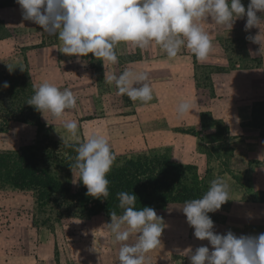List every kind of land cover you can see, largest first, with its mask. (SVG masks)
<instances>
[{
    "label": "crops",
    "instance_id": "1",
    "mask_svg": "<svg viewBox=\"0 0 264 264\" xmlns=\"http://www.w3.org/2000/svg\"><path fill=\"white\" fill-rule=\"evenodd\" d=\"M0 3L3 13L21 12L16 0ZM242 3L247 8L250 0ZM15 18L21 17L9 18L10 22ZM246 20L235 21L232 30L213 24L210 18L204 23L214 45L205 62L183 48L177 58L168 59L156 44L144 50L118 45V63L108 71L119 75L132 68L148 73L153 100L144 105L126 95L123 100L112 99L109 108L105 105V114L83 127L85 139L93 134L107 137L121 162L158 156L191 169L202 195L213 179L223 178L230 186V200L209 216L216 233L231 231L237 236H254L259 226L264 230V200L257 203L256 199L257 187L264 196V57L250 55L249 50L258 52L260 45L244 35ZM250 31L253 37L259 34L254 28ZM185 100L193 104V110L178 118L177 106ZM182 207L168 204L154 209L163 218L165 230L162 244L148 254L150 264H190L187 253L179 255L177 250L195 251L198 239ZM74 219L73 234L82 241L64 244L59 262L119 264L120 245L104 228L111 217L91 216L86 222ZM38 251L31 254V264H51L42 249Z\"/></svg>",
    "mask_w": 264,
    "mask_h": 264
},
{
    "label": "clouds",
    "instance_id": "2",
    "mask_svg": "<svg viewBox=\"0 0 264 264\" xmlns=\"http://www.w3.org/2000/svg\"><path fill=\"white\" fill-rule=\"evenodd\" d=\"M22 20L38 25L44 33L56 36L59 51L69 57H88L102 61L104 68L118 63L117 46L131 45L141 50L159 45L168 59H175L181 49L189 51L198 61L205 62L214 51L212 38L204 23L211 19L215 25L232 30L235 21L247 18L245 31L258 28L259 34L247 39L259 44L258 52L250 55L264 57V0H250L245 8L242 0H16ZM9 72L13 71L7 65ZM104 82L115 85L117 95L127 96L132 102L148 104L153 100V87L146 72L126 68L119 75L105 71ZM5 89L10 85L5 82ZM45 118L51 115L62 121L70 137L79 140V127L75 120L65 119L67 110L74 109L77 98L70 88L61 90L56 84L43 82L34 88L26 101ZM190 101H182L176 109L178 118L193 110ZM63 140V138H62ZM63 143L66 141L63 140ZM76 156L70 166L73 183L82 182L86 195L107 200L109 179L116 162L112 146L102 134H93L78 143ZM79 177L78 182L76 177ZM122 214L111 211V222L104 225L119 247V264H150L148 254L161 244L165 230L162 217L152 207L137 208L133 193H117ZM230 200V186L223 178L210 182L200 198L184 202L182 212L194 229V236L208 241L187 253L190 264H264V233L258 236H237L228 231L218 234L209 213L219 211ZM107 243V242H106Z\"/></svg>",
    "mask_w": 264,
    "mask_h": 264
},
{
    "label": "rangeland",
    "instance_id": "3",
    "mask_svg": "<svg viewBox=\"0 0 264 264\" xmlns=\"http://www.w3.org/2000/svg\"><path fill=\"white\" fill-rule=\"evenodd\" d=\"M261 15L264 13H258ZM16 16L21 18L10 22L9 18ZM25 22L21 12L3 13L0 10V41H3L0 42V154L21 155L34 144L35 139H47L49 146L41 144L39 152L43 158L49 154L59 160L68 159V167L63 166L65 163L58 166L57 162L50 167L64 186H69L70 193L48 195L47 201L40 202L41 193L17 189L7 182L0 183V264H31V254L38 253L39 248L51 264H61V247L82 241L73 234L72 228L77 226L74 218L85 222L90 218L87 212L83 213L84 208H89L83 205L81 198L84 185L82 182L73 183L70 166L76 156L74 149L85 140L83 127L87 121L105 114V105L107 103L109 108L112 99L123 100L125 96L117 95L114 84L104 82L105 71L110 65L105 69L102 61H97L91 54L81 57L78 63L77 57H69L59 51L58 37L49 36L38 25H25ZM261 28L264 30V25ZM254 31L259 33L260 30L254 28ZM245 34L246 38L252 36L251 31H245ZM244 63L247 65V61ZM7 65L13 68L11 73ZM5 82L10 85L7 89L3 87ZM43 82L54 83L61 90L70 88L76 95V107L67 110L65 119L77 121L79 140L70 137L62 121L54 120L50 114L44 118L26 104L31 98L32 86L38 88ZM122 163L116 160L114 166ZM48 164L45 163L46 166ZM261 193L263 190L257 187V203L264 200ZM262 220L257 219V222ZM262 233L264 230L259 226L254 236ZM207 242L198 240L196 245L211 248Z\"/></svg>",
    "mask_w": 264,
    "mask_h": 264
},
{
    "label": "trees",
    "instance_id": "4",
    "mask_svg": "<svg viewBox=\"0 0 264 264\" xmlns=\"http://www.w3.org/2000/svg\"><path fill=\"white\" fill-rule=\"evenodd\" d=\"M31 91L33 95V86ZM45 143L48 147V140L39 138L35 139L34 144L21 155L0 154V183L7 182L17 189L41 193L40 202L47 201L48 195L70 193L69 186H64L51 172L50 167L56 162L58 166L65 163L63 166L68 167V159L59 160L57 156L53 158V155L49 154L43 158L39 150L40 145ZM45 163L49 164L46 166ZM107 178L110 181V195L107 200L86 195L87 188L83 186L81 194L83 205L89 206L84 208L83 213L87 212L88 217H111V211H116L118 215L122 214L117 199V193L121 191L133 193L137 197L138 209L143 207L155 209L168 204L183 205L187 200L202 196L191 169L158 156H139L126 160L120 166H113Z\"/></svg>",
    "mask_w": 264,
    "mask_h": 264
}]
</instances>
